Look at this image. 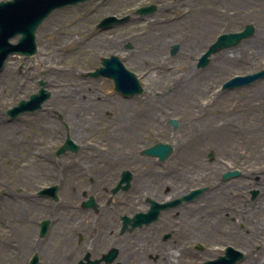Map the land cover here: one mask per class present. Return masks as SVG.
I'll return each instance as SVG.
<instances>
[{
    "label": "rangeland",
    "instance_id": "1",
    "mask_svg": "<svg viewBox=\"0 0 264 264\" xmlns=\"http://www.w3.org/2000/svg\"><path fill=\"white\" fill-rule=\"evenodd\" d=\"M149 5L155 9L137 12ZM106 16L129 18L99 29ZM81 24L89 36L76 49L69 39ZM245 24L255 28L251 37L197 65L217 35ZM36 36L35 55H10L0 71V138L12 139L0 144V163L40 159L67 132L80 150L96 144L131 152L167 142L169 201L205 188L169 208V264H199L228 245L244 254L236 264H264V77L222 88L232 76L264 69V0H85L54 9ZM109 55L137 75L140 94L123 97L112 79L87 75ZM40 81L50 91L42 108L9 118L6 110ZM227 171L238 174L223 179ZM9 207L0 186V222Z\"/></svg>",
    "mask_w": 264,
    "mask_h": 264
},
{
    "label": "flooded vegetation",
    "instance_id": "2",
    "mask_svg": "<svg viewBox=\"0 0 264 264\" xmlns=\"http://www.w3.org/2000/svg\"><path fill=\"white\" fill-rule=\"evenodd\" d=\"M10 1L0 0V15ZM67 137L76 141L67 132L40 159L0 163L10 204L0 222V264H169V163L96 144H77L64 153L73 159H60ZM156 204L164 207L155 219L138 217Z\"/></svg>",
    "mask_w": 264,
    "mask_h": 264
},
{
    "label": "water",
    "instance_id": "3",
    "mask_svg": "<svg viewBox=\"0 0 264 264\" xmlns=\"http://www.w3.org/2000/svg\"><path fill=\"white\" fill-rule=\"evenodd\" d=\"M85 0H13L10 1L3 9L0 15V70L4 61L10 53H20L30 55L36 52L35 31L39 24L54 9L77 4ZM155 9L154 5L143 6L137 9L138 13H148ZM128 16L118 18L115 16H107L101 19L97 26L101 29L109 28L115 24H119L127 20ZM254 27L247 24L243 30L233 33H223L211 43L208 49L201 55L198 66H204L209 60V56L216 53L220 49L233 47L242 39L253 34ZM20 35L17 43L12 44L9 39ZM178 45H173L171 53H175ZM102 65L94 71L88 72L90 76H107L113 79L114 88L124 97H130L140 94L143 90L139 79L134 72L125 67L123 62L116 55L102 57ZM264 77V69L243 76H235L223 84V88H231L235 86L249 85L252 82ZM41 87L37 92L30 94L29 99H20L17 104L7 109L6 113L10 118H15L24 112H34L41 107L43 101L49 96L50 92L44 88V82H40ZM170 123L174 128L177 127V121L170 119ZM73 141L67 138L65 146H62L57 154L63 153L67 148L75 150ZM173 148L169 143L158 142L146 149L144 153L148 155H157L160 159H165L171 154ZM237 171H227L223 173V179H227L237 175ZM205 188H197L189 194L169 202V207L180 203L182 200L188 201L198 196ZM256 192H253L255 195ZM148 216V214H147ZM155 216V215H154ZM149 220V219H148ZM147 220V222H148ZM244 258V254L232 246H227L223 255L216 258L206 260L200 264H236ZM34 264V263H33Z\"/></svg>",
    "mask_w": 264,
    "mask_h": 264
},
{
    "label": "bare ground",
    "instance_id": "4",
    "mask_svg": "<svg viewBox=\"0 0 264 264\" xmlns=\"http://www.w3.org/2000/svg\"><path fill=\"white\" fill-rule=\"evenodd\" d=\"M82 28H85V26H83L82 24L80 25V27L74 28L72 36H70V39H69L70 42L77 44L76 49L79 48V45L87 39V36H89L88 30L86 31V30H83ZM139 58H141V57H139ZM137 65H139V63H137ZM55 69H56V67H55ZM1 121H2V119L0 118V122ZM0 125H2V123H0ZM10 140H12V139L9 137H6V138L2 137V138H0V144L7 143ZM260 194L264 195V185L261 186ZM228 217H229V214H227L226 212L222 213V218L228 219ZM204 236H206V235H204ZM169 262H173V261L171 259H169Z\"/></svg>",
    "mask_w": 264,
    "mask_h": 264
}]
</instances>
